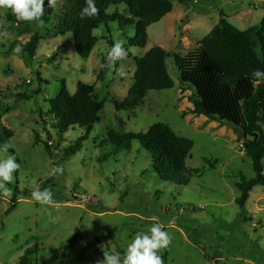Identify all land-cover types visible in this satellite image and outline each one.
Returning <instances> with one entry per match:
<instances>
[{
	"label": "rangeland",
	"instance_id": "374dc122",
	"mask_svg": "<svg viewBox=\"0 0 264 264\" xmlns=\"http://www.w3.org/2000/svg\"><path fill=\"white\" fill-rule=\"evenodd\" d=\"M170 1L173 11L148 27L146 46H127L120 66L99 80L110 49L106 37L116 48L126 45L133 25H101L91 56L82 58L74 35L57 32L64 0L50 6L47 24L28 20L42 0H0V264H18L35 244L40 264H264V187L252 190L244 208L237 204L241 175H255L251 158L234 126L193 112L195 90L181 81L173 58L197 48L222 12L240 29L261 25L264 0ZM116 9L128 16L125 4L108 11ZM36 32V55L27 66L22 47ZM155 46L169 53L174 87L117 110L110 96H128L135 58ZM80 81L95 85L106 101L82 149L64 158L85 128L68 127L60 138L49 112L62 86L74 94ZM217 91L204 89L209 99ZM156 122L194 143L180 174L186 184L160 177L139 141L131 149L107 141L109 133L143 134ZM13 196L17 204L7 214Z\"/></svg>",
	"mask_w": 264,
	"mask_h": 264
},
{
	"label": "trees",
	"instance_id": "16d2710c",
	"mask_svg": "<svg viewBox=\"0 0 264 264\" xmlns=\"http://www.w3.org/2000/svg\"><path fill=\"white\" fill-rule=\"evenodd\" d=\"M23 1L15 0L20 4ZM55 1L42 0L39 11L28 20L47 24L51 20L49 8ZM121 4L126 5L128 16L121 14L118 9L113 13L108 11L111 6ZM173 8L170 0H64L57 32L60 35L72 33L77 54L82 58H89L99 40L94 31L101 25L109 28L110 23L117 22L121 28L126 25L134 26L133 37L119 48H116L111 36L106 37L110 49L101 59L98 76L99 80H103L112 69L120 66L122 51L127 46H146L148 27L162 20ZM8 16L13 17L12 14ZM39 39L40 35L36 32L22 47V57L27 66L31 65L36 55ZM198 45L185 56L173 53V58L181 72V81L195 90L190 97L193 100V112L226 122L240 134L242 147L251 158L255 172L251 178L242 174L237 182L241 194L236 202L244 208L252 190L259 185L264 187V18L261 25L240 29L222 12L218 24ZM168 58L169 53L160 46L152 47L143 56L135 58L137 67L128 96L123 100L110 96L116 109H135L146 102L149 91L173 88L175 83L167 67ZM244 83L249 84V87L242 90L240 86ZM205 88L218 90L217 96L209 99L204 93ZM95 92V85L80 81L74 94L63 85L60 94L52 101L49 114L57 122L51 125L60 138L68 127L79 125L85 128L84 134L65 148L64 158L82 149L84 141L90 137L99 120V113L106 99L100 100ZM227 111L231 114H227ZM48 135L50 138L49 132ZM135 140L150 153L154 169L160 177L171 182H189V178L184 176V180L180 179V174L187 169V159L194 147L191 139L177 135L164 122L154 123L143 134L129 132L118 137L109 133L107 137V141L118 149H131ZM45 147L52 153V144L45 142ZM16 204V196H13L6 213L14 210ZM39 252V245L35 244L25 251L18 264H40Z\"/></svg>",
	"mask_w": 264,
	"mask_h": 264
},
{
	"label": "crops",
	"instance_id": "0c3cea01",
	"mask_svg": "<svg viewBox=\"0 0 264 264\" xmlns=\"http://www.w3.org/2000/svg\"><path fill=\"white\" fill-rule=\"evenodd\" d=\"M169 14H171V13H169ZM210 31H211V30H210ZM210 31H209V32H210Z\"/></svg>",
	"mask_w": 264,
	"mask_h": 264
}]
</instances>
